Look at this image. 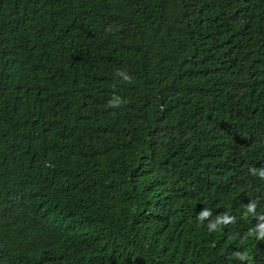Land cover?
<instances>
[{
	"label": "trees",
	"instance_id": "trees-1",
	"mask_svg": "<svg viewBox=\"0 0 264 264\" xmlns=\"http://www.w3.org/2000/svg\"><path fill=\"white\" fill-rule=\"evenodd\" d=\"M0 20V264L63 232L97 264H264V0H0ZM205 208L236 221L209 232Z\"/></svg>",
	"mask_w": 264,
	"mask_h": 264
},
{
	"label": "clouds",
	"instance_id": "clouds-1",
	"mask_svg": "<svg viewBox=\"0 0 264 264\" xmlns=\"http://www.w3.org/2000/svg\"><path fill=\"white\" fill-rule=\"evenodd\" d=\"M4 24L0 20V25ZM79 33V32H78ZM54 41L61 42V31L54 36ZM117 75L122 76L124 81L130 82L131 77H129L126 73L118 72ZM127 103L126 100H123L119 96H113V98L109 101L108 107L117 108L121 104ZM219 170L215 168L213 173H218ZM253 175H259V177L264 178V169L253 170ZM235 186V182L231 180V182L225 186H223L218 192V198H223L226 192ZM257 204L255 202H251L246 206L245 215H251L253 220L255 221V226L252 228L251 233L257 234L255 237L257 242V248L261 250V254H263V262H264V211L256 214ZM185 208L181 203L176 204L175 206H170V216L175 218L177 214ZM198 220L203 223L205 220V227L209 232L216 231L221 225H226L231 223H235L236 216L233 215L231 218L228 215H219L213 214V212L205 208L198 214ZM250 233V235H251ZM63 236L66 238L65 242H54L50 241L42 242L38 245L37 251L34 253H17L14 252L9 253L6 258L12 264H97L95 260L87 254H83L75 244V241H70L65 232H63ZM235 257L244 261L248 258L247 253H235ZM250 264H252L249 261Z\"/></svg>",
	"mask_w": 264,
	"mask_h": 264
}]
</instances>
